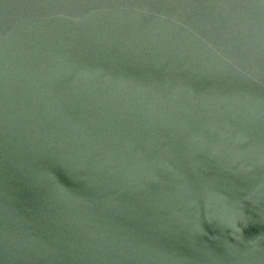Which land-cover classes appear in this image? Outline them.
Wrapping results in <instances>:
<instances>
[{"label":"water","instance_id":"obj_1","mask_svg":"<svg viewBox=\"0 0 264 264\" xmlns=\"http://www.w3.org/2000/svg\"><path fill=\"white\" fill-rule=\"evenodd\" d=\"M0 264H264V0H0Z\"/></svg>","mask_w":264,"mask_h":264}]
</instances>
